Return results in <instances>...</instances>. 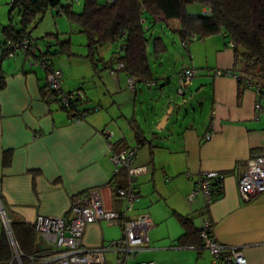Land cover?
<instances>
[{"label":"crops","instance_id":"crops-1","mask_svg":"<svg viewBox=\"0 0 264 264\" xmlns=\"http://www.w3.org/2000/svg\"><path fill=\"white\" fill-rule=\"evenodd\" d=\"M14 11H10L9 2L8 20L0 21V45L5 41L1 28L10 20L14 23ZM16 11L15 25L19 27ZM198 11L209 13L207 8ZM141 22L149 29L145 17ZM157 22H162L167 31L159 30L156 34ZM157 22L148 32L151 39L148 51H153L155 36L162 38L166 50L150 56L155 58V64L150 63L153 72L158 66L156 58L169 52L161 33L166 35L170 31L178 36L179 28L175 19L160 17ZM57 31L66 37L65 32ZM33 41L38 49L49 48L46 42L39 45L36 39ZM197 41L200 43L183 48L186 56L175 59L173 71L167 72L170 67L164 68L159 80L136 79L131 90L127 87L126 70L117 64L110 68V57L118 50V42L113 43L116 46L104 58L99 51L101 62L97 68L83 57L88 50L86 46L83 52H76L71 46L77 56H49L51 67L62 71L61 90L67 92L81 87L79 91L88 99L83 107H97L80 120L69 117L57 102H47L42 89L47 83L48 69L33 57V52L19 50L0 59V73L6 82L0 90V204L8 220L7 226L0 220V234L4 229L10 247L11 239L17 245L10 229L11 219L32 224L38 216L69 217L73 199L84 196L89 189L98 190L107 211L124 210L125 201L115 194L114 188L128 184V172L123 167L115 173L111 155L113 150L126 148H122L125 145L136 147L130 166L145 167L134 176L139 197L128 215L147 213L153 223L148 231V244L125 264L147 260L154 264H211V254L202 247L198 233L207 218L212 222L218 242L240 247L247 264H264V194L245 202L238 192V179L248 157L264 154V93L257 96L254 89L235 79L213 74L214 69L228 68L246 73L235 62L234 50L223 34ZM209 41L213 44L214 57L208 53ZM183 67L200 71L198 74L196 71L197 75L181 96V105L169 96L159 114H154L155 130L147 131L134 110L136 103L140 108L142 104V91L137 84L142 82L148 89H158L161 96L170 95L167 88L172 84L175 95L179 96L173 76ZM131 102L134 109L129 115L126 107ZM171 106L172 112L159 132L156 126ZM132 122L144 130L150 142L137 144ZM104 131H111L112 135L105 137ZM208 133L211 136L205 139ZM114 143L119 145L113 148ZM140 147L146 151H137ZM5 153L10 157L8 165H3ZM208 170L223 174L222 194L209 204L203 195L189 200L187 195L198 184L200 174ZM180 216L189 217L191 222L183 224ZM119 235V226L99 220L86 225L83 241L86 247H96ZM36 245L32 255L52 257L51 245L38 233ZM105 256L107 264H115L114 252H107Z\"/></svg>","mask_w":264,"mask_h":264},{"label":"trees","instance_id":"trees-1","mask_svg":"<svg viewBox=\"0 0 264 264\" xmlns=\"http://www.w3.org/2000/svg\"><path fill=\"white\" fill-rule=\"evenodd\" d=\"M73 0H11L10 11L18 10L19 27L10 20L2 26L5 38L0 45V59L7 57L4 47L8 41H17L21 35H26L35 48L33 57L49 61V56L64 54L77 56L71 50V37H63L57 30L49 31L42 36L46 38L49 48L38 49L33 41L29 26L40 20L50 8L61 7L71 22H75L80 33L85 35L87 53L83 55L93 65L99 67L101 62L99 48L105 43H117L118 50L112 52V64L122 63V70L129 71L137 80H154L150 65V56L158 55L166 50V44L160 36L152 38L153 51H148L150 43L149 29H152L157 18L175 19L179 23L177 34L182 47L187 49L193 41L205 37L223 34L228 41H233L235 62L246 73L256 74L258 83L264 86V0H114L111 3H99L97 0H84L80 12L75 11ZM209 9V13L190 11L192 6ZM191 6V7H190ZM58 14L59 11L56 10ZM149 22V29H145L142 18ZM11 19V18H10ZM53 39V42H50ZM48 41V42H47ZM50 48H53L50 50ZM38 50V52H37ZM9 52V48H8ZM108 62V61H106ZM51 66V63H50ZM105 66L104 68H106ZM238 83H241L237 81ZM6 85L5 77L0 73V90ZM81 87L75 89L79 91ZM47 102L55 101L66 111L69 117L84 118L97 107H83L88 99L79 94L70 98L67 104L59 97V91L50 89L46 83L42 89ZM137 144L143 145L151 140L147 139L144 130L132 122ZM117 144V143H116ZM119 145V144H117ZM115 143L113 148L116 147ZM127 146L122 145V148ZM8 153L3 155V165H8ZM222 180H216L211 185L212 198L222 194ZM2 203V201H1ZM1 220V219H0ZM183 224L191 222L189 217L180 216ZM10 229L22 255V263L29 262L28 257L34 254L37 243V232L34 223L28 224L11 219ZM199 233V231H198ZM12 259V249L9 238L4 229L0 234V264H9Z\"/></svg>","mask_w":264,"mask_h":264},{"label":"built area","instance_id":"built-area-1","mask_svg":"<svg viewBox=\"0 0 264 264\" xmlns=\"http://www.w3.org/2000/svg\"><path fill=\"white\" fill-rule=\"evenodd\" d=\"M78 1V0H73ZM114 0H106L111 3ZM56 10L63 14V9L57 7ZM184 45V43H182ZM233 41H229V46L233 47ZM9 48V52H8ZM6 55L12 56L19 50L34 52L35 48L30 43L28 37L21 35L17 41H8L4 51ZM48 69L46 81L50 89L59 91V97L63 103L67 104L70 98L78 96L79 91L71 90L63 92L61 90L62 71L50 66L45 59L39 61ZM122 67V63L117 64ZM196 70L192 67H183L173 78L176 81V93L179 96L184 95L188 85L191 83ZM215 76H226L241 82L245 87L254 89L257 96L264 93V86L258 83V76L243 73L235 68L214 69ZM127 87L134 89L136 78L126 71ZM82 95V94H81ZM73 120H80L81 117L75 115ZM105 137L112 135L111 131H104ZM211 135H205L209 139ZM112 148V144H110ZM136 147L113 150L111 159L115 164V173L120 168H126L129 182L125 186L115 185V194L125 201V208L122 211H107L101 201V196L97 189H89L84 196L76 197L71 204L72 215L67 216H38L34 220L36 232L46 239L51 245L53 251L52 257H28L27 264H107L106 253L114 252L115 264H125L128 259L135 258L149 242L148 231L152 227V220L147 213L139 214L135 217L128 215L134 201L139 197V193L133 184L134 176L145 170V167H131L130 164L134 158ZM187 175H191L187 172ZM222 180L223 174L216 170L204 171L200 174L198 184L187 195L188 199H193L197 195H203L207 204L211 203L212 192L211 185L216 180ZM238 192L241 199L245 202L258 194H264V154L251 155L246 161L245 169L238 179ZM0 219L4 225H8V220L4 211L0 209ZM104 220L108 225H117L120 227L121 236L96 247H86L83 241V235L86 225L91 222ZM202 247L206 248L211 254V264H247V259L237 246H229L218 242L213 235V225L210 219H205L199 229ZM12 259L9 264H23L22 253L18 249L13 239H11ZM133 264H154V261H134Z\"/></svg>","mask_w":264,"mask_h":264},{"label":"rangeland","instance_id":"rangeland-1","mask_svg":"<svg viewBox=\"0 0 264 264\" xmlns=\"http://www.w3.org/2000/svg\"><path fill=\"white\" fill-rule=\"evenodd\" d=\"M99 3L104 4L106 2V0H97ZM9 2L10 0H0V21L1 22H7L8 20V9H9ZM83 3L84 0H78L73 2V7L75 9V11L80 12L83 8ZM199 6L197 5H193L190 8V11L193 12H197L199 10L198 8ZM13 16V21L16 24L18 22V16H17V11L15 10L12 13ZM163 27V28H161ZM29 30L31 31L33 37L36 39L37 43L39 45H42L43 43L46 42V38H42V36L45 34V32L50 31V30H60L65 32L66 36L70 35L71 37V41H72V47L73 50L76 52H83L85 51V44H86V38L85 35L80 33L78 30V27L76 26L75 22H71L69 20V18L65 15V14H58L56 12V8H50L46 11V13L43 15V17L40 20H35L30 26H29ZM160 31H167L165 26H163L162 22H157L156 23V34ZM161 35L165 38V42L167 43V46L169 48V52L168 54L162 55L160 58H156L157 61V65L155 66L153 75H154V79L159 80L160 76L162 74H164L165 69H167L168 67H170V69L167 70V72H171L174 70V65L176 63V58H182L184 59V57L186 56V51L183 49L182 47V43L180 42L178 36H176V34H173L172 32H168L166 35L162 34ZM48 42V41H47ZM50 42H53V39H50ZM199 44V41H193L191 44ZM208 44V53L210 55V57H214V50L212 48L213 44L211 41L207 42ZM44 45V44H43ZM116 45L113 43H106L100 46V54L103 56V58L110 52L111 49H113V47H115ZM203 56V51H201V57ZM55 57V56H54ZM62 59L66 58L65 56H62ZM180 60V59H178ZM155 58L151 57L150 58V63L151 64H155ZM160 62L163 63V66H159ZM179 66V64H176V68ZM165 68V69H164ZM193 68V67H192ZM197 74L199 73L200 70H196ZM205 71H207L205 69ZM213 72V70H212ZM196 74V75H197ZM140 86L139 88L142 91V94H140V96H142V104H141V108L140 105L138 103H136L135 109H134V103H130L129 105H127L126 110L128 112V114H132V110L134 109L135 111H137L139 113L140 116V123L141 126L146 129L147 131H151L152 129L155 130L152 119L154 118V114L160 111L162 103L168 99L169 96H171L172 100L177 103V105H181L182 103V97L180 96H176L175 95V87L173 88V85L171 84L170 86H168L167 90L170 91V95H160V91L158 89L155 88H151L148 89V87L144 84V83H138L137 86ZM136 86V87H137ZM90 91H91V87ZM128 89V88H127ZM131 90V89H129ZM178 105V106H179ZM204 112H207V110H205ZM142 114V116H141ZM159 114V113H158ZM144 117V118H143ZM168 127V125H167ZM162 130H160L159 132H162ZM141 149H143L142 151H146L145 147H140L137 149V151H140ZM121 236V231H120V235ZM118 237V238H119ZM116 238V239H118ZM112 256V255H110Z\"/></svg>","mask_w":264,"mask_h":264},{"label":"water","instance_id":"water-1","mask_svg":"<svg viewBox=\"0 0 264 264\" xmlns=\"http://www.w3.org/2000/svg\"><path fill=\"white\" fill-rule=\"evenodd\" d=\"M172 109H173V106L169 107V108L167 109L166 113H165V114L163 115V117L160 119V121L158 122V124H157V126H156V128H157L158 130H162V129H163L165 123H166L167 120H168L169 115H170L171 112H172ZM0 209L3 210L1 204H0Z\"/></svg>","mask_w":264,"mask_h":264}]
</instances>
